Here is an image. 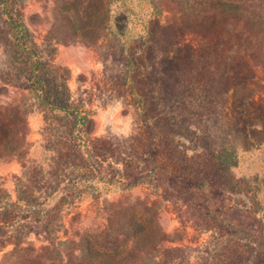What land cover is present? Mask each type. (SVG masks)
Instances as JSON below:
<instances>
[{"label":"rangeland","instance_id":"rangeland-1","mask_svg":"<svg viewBox=\"0 0 264 264\" xmlns=\"http://www.w3.org/2000/svg\"><path fill=\"white\" fill-rule=\"evenodd\" d=\"M0 264H264V0H0Z\"/></svg>","mask_w":264,"mask_h":264},{"label":"trees","instance_id":"trees-1","mask_svg":"<svg viewBox=\"0 0 264 264\" xmlns=\"http://www.w3.org/2000/svg\"><path fill=\"white\" fill-rule=\"evenodd\" d=\"M93 164L96 173L94 179L92 180L91 192H93L94 194H99L103 191L107 193L117 192L128 189V187L131 188L139 185V179H130L127 181L130 185L127 186L126 182L118 180L113 175L107 174L104 170V166H102L101 163L93 161Z\"/></svg>","mask_w":264,"mask_h":264}]
</instances>
